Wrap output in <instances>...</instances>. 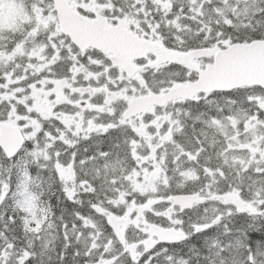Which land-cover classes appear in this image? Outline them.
I'll use <instances>...</instances> for the list:
<instances>
[{
    "label": "snow or ice",
    "instance_id": "snow-or-ice-1",
    "mask_svg": "<svg viewBox=\"0 0 264 264\" xmlns=\"http://www.w3.org/2000/svg\"><path fill=\"white\" fill-rule=\"evenodd\" d=\"M0 264H264V0H0Z\"/></svg>",
    "mask_w": 264,
    "mask_h": 264
}]
</instances>
